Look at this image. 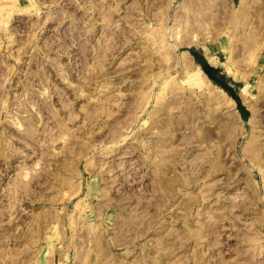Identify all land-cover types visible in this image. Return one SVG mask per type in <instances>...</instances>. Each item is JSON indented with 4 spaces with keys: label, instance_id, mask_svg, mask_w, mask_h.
<instances>
[{
    "label": "rangeland",
    "instance_id": "1",
    "mask_svg": "<svg viewBox=\"0 0 264 264\" xmlns=\"http://www.w3.org/2000/svg\"><path fill=\"white\" fill-rule=\"evenodd\" d=\"M0 264H264V0H0Z\"/></svg>",
    "mask_w": 264,
    "mask_h": 264
},
{
    "label": "trees",
    "instance_id": "2",
    "mask_svg": "<svg viewBox=\"0 0 264 264\" xmlns=\"http://www.w3.org/2000/svg\"><path fill=\"white\" fill-rule=\"evenodd\" d=\"M206 70V69H205ZM207 71V70H206Z\"/></svg>",
    "mask_w": 264,
    "mask_h": 264
}]
</instances>
